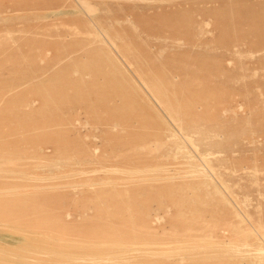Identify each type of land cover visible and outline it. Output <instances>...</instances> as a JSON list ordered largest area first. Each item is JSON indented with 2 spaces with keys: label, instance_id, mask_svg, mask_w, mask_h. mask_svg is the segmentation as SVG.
Returning <instances> with one entry per match:
<instances>
[{
  "label": "rangeland",
  "instance_id": "374dc122",
  "mask_svg": "<svg viewBox=\"0 0 264 264\" xmlns=\"http://www.w3.org/2000/svg\"><path fill=\"white\" fill-rule=\"evenodd\" d=\"M0 264H264V0H0Z\"/></svg>",
  "mask_w": 264,
  "mask_h": 264
}]
</instances>
